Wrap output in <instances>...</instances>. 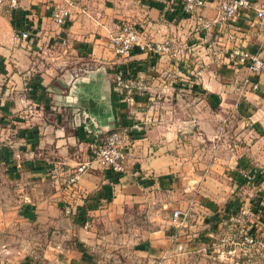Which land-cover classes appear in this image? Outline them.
I'll return each mask as SVG.
<instances>
[{"label": "crops", "instance_id": "obj_1", "mask_svg": "<svg viewBox=\"0 0 264 264\" xmlns=\"http://www.w3.org/2000/svg\"><path fill=\"white\" fill-rule=\"evenodd\" d=\"M219 1L207 0L202 17L214 20ZM71 2L65 26L52 20L47 0L0 8V192L10 182L27 198L18 214L6 216L0 193V264H97L86 247L106 234L96 230L100 224L127 204L160 198L179 226L173 211L185 210L180 198L196 181L181 123L193 131L206 119L201 111L207 117L216 111L227 122L228 110H235L239 125L249 115L258 141L247 152L264 162V72L255 75L231 56L241 47L264 59V20L245 13L203 29L179 0ZM124 23L135 24L149 41L173 39L181 57L154 58L138 49L127 60L118 57L112 38ZM25 29L28 40L18 37ZM123 65L136 67L150 86L134 102L113 88V72ZM181 110L188 111L186 119ZM134 122L143 128L129 139L127 170L116 177L92 160L90 147ZM84 162L89 167L78 192L50 176L55 165Z\"/></svg>", "mask_w": 264, "mask_h": 264}, {"label": "rangeland", "instance_id": "obj_2", "mask_svg": "<svg viewBox=\"0 0 264 264\" xmlns=\"http://www.w3.org/2000/svg\"><path fill=\"white\" fill-rule=\"evenodd\" d=\"M199 113L211 120H201L193 131L182 122L179 134L183 150L194 154L196 179L187 198H180L186 222L171 223L172 206L164 209L160 198L152 205L122 206L96 229L105 237L86 247L97 264H264V162L247 152L258 141L250 133L251 119L244 115L239 125L235 110H228L227 122L216 111L210 117ZM0 193L6 216L19 213L27 199L10 182Z\"/></svg>", "mask_w": 264, "mask_h": 264}, {"label": "built area", "instance_id": "obj_3", "mask_svg": "<svg viewBox=\"0 0 264 264\" xmlns=\"http://www.w3.org/2000/svg\"><path fill=\"white\" fill-rule=\"evenodd\" d=\"M51 3V18L59 26H65L71 18V0H47ZM186 15L196 16L199 25L203 29L210 28L215 23L228 24L234 22L245 13H252L258 20H264V2L254 0H220L217 5V15L214 20H206L202 17V10L207 5V0H179ZM8 6L10 9L19 8V0H0V8ZM18 37L24 40L31 38L28 30L19 32ZM66 44V40H63ZM115 54L125 60L132 56L134 50L147 54L154 58L174 56L181 57L180 50L175 47L173 39L163 41L146 40L133 23H124L112 38ZM233 59L240 65L248 67L255 75L264 72V59L259 53H253L241 47L233 48L231 52ZM253 89H258L259 84L254 83ZM113 88L115 92L128 100L134 102L135 97L150 91L146 78L134 66H119L113 72ZM33 110V104L30 105ZM143 128V125L134 122L131 125L117 128L109 133L104 140H97L91 147V158L102 168L111 172L116 177L123 175L127 170L128 141ZM89 162L71 165H55L50 170V176L59 184L67 187L72 192H78L79 181L86 173ZM188 216V211L176 208L173 218L178 225H183ZM91 222L86 220L83 224L85 229L91 227Z\"/></svg>", "mask_w": 264, "mask_h": 264}, {"label": "trees", "instance_id": "obj_4", "mask_svg": "<svg viewBox=\"0 0 264 264\" xmlns=\"http://www.w3.org/2000/svg\"><path fill=\"white\" fill-rule=\"evenodd\" d=\"M82 209H83V210H82ZM79 210H80V211H81V210L84 211V210H86V208H85V207H84V208L82 207V208L79 209ZM85 212H86V211H85ZM79 218H80V219H79V222H80L82 225H83V224L85 223V221L87 220V217H85V216L83 217V216H82V212L79 213Z\"/></svg>", "mask_w": 264, "mask_h": 264}]
</instances>
